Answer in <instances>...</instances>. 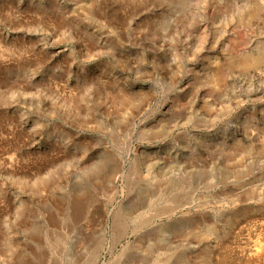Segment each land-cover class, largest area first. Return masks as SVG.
<instances>
[{
  "label": "rangeland",
  "instance_id": "obj_1",
  "mask_svg": "<svg viewBox=\"0 0 264 264\" xmlns=\"http://www.w3.org/2000/svg\"><path fill=\"white\" fill-rule=\"evenodd\" d=\"M263 5L0 0V264H264Z\"/></svg>",
  "mask_w": 264,
  "mask_h": 264
},
{
  "label": "bare ground",
  "instance_id": "obj_2",
  "mask_svg": "<svg viewBox=\"0 0 264 264\" xmlns=\"http://www.w3.org/2000/svg\"><path fill=\"white\" fill-rule=\"evenodd\" d=\"M261 7H262V2L261 3L260 2L259 3L258 2H255L254 6L251 8L252 9V13L250 14V17H254V15L256 14V12L259 11V9ZM260 65L264 66V47L262 48V50H260L258 52V54L253 55V56H247L246 58H244L243 60H241L238 63V66L239 67H243V68H247V67L250 68L251 66H253V68H255V67H258ZM253 251H254V253L251 254L253 257H255V256H259L260 257L262 255V252H263L262 250L260 251V249H256V250H253Z\"/></svg>",
  "mask_w": 264,
  "mask_h": 264
}]
</instances>
